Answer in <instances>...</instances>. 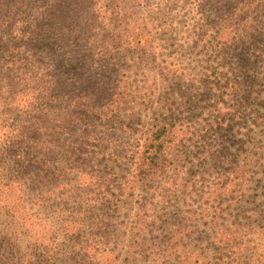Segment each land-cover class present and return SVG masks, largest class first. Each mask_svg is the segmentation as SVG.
I'll use <instances>...</instances> for the list:
<instances>
[{"label":"trees","instance_id":"16d2710c","mask_svg":"<svg viewBox=\"0 0 264 264\" xmlns=\"http://www.w3.org/2000/svg\"><path fill=\"white\" fill-rule=\"evenodd\" d=\"M194 3L160 60L97 1L0 0V264H264V0Z\"/></svg>","mask_w":264,"mask_h":264},{"label":"rangeland","instance_id":"374dc122","mask_svg":"<svg viewBox=\"0 0 264 264\" xmlns=\"http://www.w3.org/2000/svg\"><path fill=\"white\" fill-rule=\"evenodd\" d=\"M12 1L15 4L19 3V0ZM94 1H97L96 7L101 5L102 14H99L98 19L102 18L105 21L117 24L122 23V17H126L129 20L127 21L128 27L134 32L142 34L139 42L146 45V50L143 51L149 52L152 59L161 60L162 55L167 53L172 57L187 54V45L184 43L187 38L184 30L187 29V19L191 15L195 0H128L126 3L122 0ZM24 15L26 17L32 16L29 13ZM99 20L98 22L105 30L107 23ZM169 35L173 36V40L170 43L173 47L170 52V44L165 40ZM139 42L134 47L139 49ZM165 46H167L166 51L163 50ZM111 54L110 50L109 55L107 57H104V55L103 60L100 62V68L103 71L112 72L116 70L113 65L123 71L126 67L141 68L145 64L144 61L143 63L141 62L142 59L140 57H143L142 54H139V58L118 54L114 59ZM190 55L186 57H190Z\"/></svg>","mask_w":264,"mask_h":264}]
</instances>
